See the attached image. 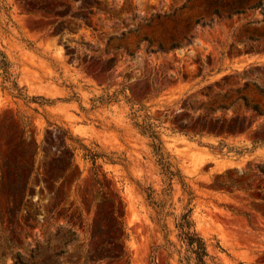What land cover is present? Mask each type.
<instances>
[{
	"label": "rangeland",
	"instance_id": "1",
	"mask_svg": "<svg viewBox=\"0 0 264 264\" xmlns=\"http://www.w3.org/2000/svg\"><path fill=\"white\" fill-rule=\"evenodd\" d=\"M122 86L158 124L208 253L264 264V0H0V264L36 243L57 264H179L162 248L173 215L146 198L164 186L149 139L122 95L97 100ZM111 200L128 262L93 256L121 245ZM186 201L172 180L168 210Z\"/></svg>",
	"mask_w": 264,
	"mask_h": 264
},
{
	"label": "trees",
	"instance_id": "2",
	"mask_svg": "<svg viewBox=\"0 0 264 264\" xmlns=\"http://www.w3.org/2000/svg\"><path fill=\"white\" fill-rule=\"evenodd\" d=\"M98 1L99 0H81L85 8H89L93 5V3H97ZM159 47L163 48L162 44H159ZM172 48L173 46H169V48L163 49L166 51ZM15 87H17L16 82H12L11 86H9V88L12 89ZM126 88L127 87L122 86L121 88L115 89L112 92L107 91L104 94L98 96L97 100H99V102L117 101L119 100V95H122L125 102L128 104V117L130 118L133 127L136 128L140 134L146 136L149 139V145L152 149L155 163L157 164L160 174L162 175L164 186L161 188L159 198H155L153 189L148 187L146 198L151 204L158 208L160 215H173V228L176 239L175 243L168 238L170 231L167 229L165 223H162L161 227L164 231L163 235L165 240V244H163L162 248L167 250L169 254H176L179 264H220L208 253L205 239L197 232L195 228V222L192 218L193 207L191 205L193 193L183 182L180 171L172 165L170 161V155L165 149L163 141L160 138V133L157 128L158 124L153 122L154 118L149 114L145 105L139 102H133L130 99V97L126 94ZM40 99L45 100L43 97H40ZM249 106L251 109L259 111L256 104H251ZM36 152L37 146H35L33 155H35ZM90 154H92V159L94 161L97 154L95 152H90ZM33 162L34 159H32V163ZM70 167L71 158L69 159L68 164L65 166V169ZM174 179L180 183L183 191L187 195L186 203L177 214H173V212L168 210V207L172 205L169 202V195L172 190V180ZM111 201V215L114 221L113 227L115 229V234L118 233L117 236L111 238V245L113 242L120 243L121 245L118 248L109 249L106 244L101 243L99 246L94 248L93 256L95 258L107 257L123 259L124 262H128L126 246L123 241L126 233L121 221V215L117 214L116 212V202L114 200ZM120 203L122 204L123 208L124 204L122 200H120ZM157 248H159V246H155L152 252L154 253ZM60 254L61 251H54V249L51 252H47L44 245L36 243L32 249V254H30V260L28 264H57V258ZM22 256L23 255L19 252L16 255L17 259H20ZM148 264H156L154 254L151 255V259Z\"/></svg>",
	"mask_w": 264,
	"mask_h": 264
}]
</instances>
